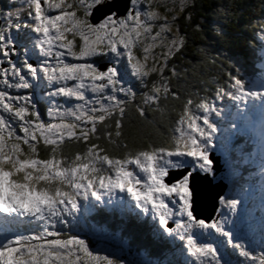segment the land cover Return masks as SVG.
Listing matches in <instances>:
<instances>
[{"label":"snow or ice","instance_id":"1","mask_svg":"<svg viewBox=\"0 0 264 264\" xmlns=\"http://www.w3.org/2000/svg\"><path fill=\"white\" fill-rule=\"evenodd\" d=\"M104 2L23 0L32 23H15L14 27L35 33L34 48L45 58L38 66L25 59L21 68L11 59L15 55L14 40L9 34L13 13L4 16L7 26H0V65H8L0 67V232L6 233L9 225L25 222L42 229L0 237V264H123L108 254L93 251L78 235L65 236L54 230L57 224L68 223L65 217L77 219L81 200L91 198L99 202L86 212L104 209L105 196L111 205L108 211H128L135 216L137 225L141 224V213L151 214L153 236L166 235L181 241L190 264H228L213 243L205 242L213 234L226 238L244 264H264V249L259 255L253 253L244 243L234 240V233L226 228L232 223L230 216L238 212L240 199L220 197L227 214L211 221L197 219L193 213L191 177L197 172L214 171L210 151L220 129L209 115H221L214 105L207 101L194 105L189 98L166 146L150 145L146 150L115 158L100 145L90 143L92 137L100 138L97 126L113 116H117L115 137L122 134L128 101L120 95L132 100L136 93L123 86L117 67L121 60H126L131 76L141 84L153 74L159 77L144 93L143 106L137 107L144 117L145 108L158 106L162 96L167 98L171 94L178 98L164 72L184 42L178 28L169 36L177 17L173 15L169 20L154 7L166 4L167 0H130L131 6L124 16L111 13L93 23V10ZM180 10H184L183 4ZM260 38L264 42V35ZM157 48L163 51L157 54ZM109 56L111 62L103 70L92 62L96 57ZM23 70L31 81L43 74L49 87L58 85L47 95L63 97L68 106L53 102L47 112L50 122L40 119L31 96H17L10 91L33 87ZM170 72L172 76L178 75L175 67ZM230 80L231 90L217 88L216 100L227 97L235 102L239 113L244 111L240 106L246 108L249 102L264 104V90H252L254 84L248 87L237 76ZM70 101L76 103L68 104ZM193 106L203 115H197ZM232 127L235 129L236 125ZM104 136L109 143L117 142L110 131ZM66 140L83 142L86 151L76 153L69 161L61 154ZM41 143L50 149L48 158H39ZM172 173L180 175L169 182ZM117 192L126 194L134 208H125L114 200Z\"/></svg>","mask_w":264,"mask_h":264},{"label":"trees","instance_id":"2","mask_svg":"<svg viewBox=\"0 0 264 264\" xmlns=\"http://www.w3.org/2000/svg\"><path fill=\"white\" fill-rule=\"evenodd\" d=\"M177 14L182 17L177 27L183 37V47L168 61L164 76L169 79L171 91L176 92L178 98H173L171 94L167 98L162 96L158 106L146 107L145 116L141 117L137 107L143 106L144 93L159 77L153 74L141 84L131 76L126 60L122 59L117 67L123 78V86L136 93L132 100L120 95V98L128 101L122 134L119 138L115 137L117 116H113L97 126L100 138L92 137L90 140V143L103 147L110 157L123 158L127 153L146 150L150 145L166 146L189 98L194 105L201 101L214 106L218 103L215 99L216 89L224 87L230 90L232 81L229 78L241 76V71L250 62L256 36L263 32L264 0H194L184 6L181 14ZM173 67L177 70V76L171 75L170 69ZM13 92L16 93V90L13 89ZM193 111L203 115L194 106ZM106 131L113 133L116 143H109L104 136ZM86 148L83 142L66 140L61 146V154L70 161L76 153L85 152ZM38 149L39 158H48L50 149L42 145H38ZM148 231L133 224H127L124 230L141 264L145 262L142 254L154 262L169 251L150 241ZM94 241L91 239L92 244ZM101 244L100 241L97 245ZM108 246L109 249L116 248L111 244ZM110 253L113 258L118 257L112 250ZM121 253L124 254V251L121 250Z\"/></svg>","mask_w":264,"mask_h":264},{"label":"rangeland","instance_id":"3","mask_svg":"<svg viewBox=\"0 0 264 264\" xmlns=\"http://www.w3.org/2000/svg\"><path fill=\"white\" fill-rule=\"evenodd\" d=\"M194 0H167V3L166 4H159V5H154V7H156L158 9V11L162 14V15H167L169 20H171L172 16L175 15L177 17V19L175 20L174 24H173V32L169 34V36L171 37L172 35H174L176 33V29L178 28L177 27V24H178V21L179 20H182L181 16L178 15L177 13H180L181 14V5L183 4L184 6L188 3H193ZM168 9V11H165V9ZM105 10L107 11L106 7H100V9L98 11H96V19L105 13ZM118 11H122L121 8L119 7V10ZM103 18V17H102ZM102 18L100 20H102ZM99 19L95 20V22H99L100 21ZM187 20V19H186ZM159 23V22H158ZM155 31V29H154ZM180 35V34H179ZM79 41V40H77ZM260 42L261 41V38L259 39ZM262 44H264V42H262ZM135 51L137 52V54L139 55L140 54V49L137 48L135 49ZM163 51L162 48H157L155 49V52L157 54H160L161 52ZM263 172V171H262ZM221 175V174H220ZM201 182V181H200ZM216 192H218L220 195L223 194V187L221 186H217L216 187ZM245 196V195H244ZM222 208V207H221ZM223 212V215L227 214V211L225 209H222ZM218 217V216H216ZM215 218V217H214ZM213 218V219H214ZM210 221V220H209ZM214 241V238L212 237H208L207 240L205 242H212Z\"/></svg>","mask_w":264,"mask_h":264},{"label":"water","instance_id":"4","mask_svg":"<svg viewBox=\"0 0 264 264\" xmlns=\"http://www.w3.org/2000/svg\"><path fill=\"white\" fill-rule=\"evenodd\" d=\"M129 0H119L112 4L111 6H105L107 11L105 10V13L100 15L98 19H101L102 17H105L108 14L118 12L119 7H121L122 4H125L127 9V4ZM95 15H97L95 13ZM208 184V183H207ZM191 189L194 195V203L195 205H198L200 202H208V204L213 207L216 205V201L221 196L218 192H209L207 193V186H197L194 182L191 184Z\"/></svg>","mask_w":264,"mask_h":264}]
</instances>
